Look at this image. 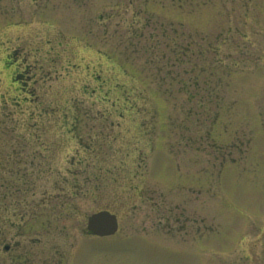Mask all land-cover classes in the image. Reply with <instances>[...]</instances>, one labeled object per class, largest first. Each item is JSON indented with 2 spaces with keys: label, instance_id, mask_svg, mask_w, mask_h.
<instances>
[{
  "label": "rangeland",
  "instance_id": "obj_1",
  "mask_svg": "<svg viewBox=\"0 0 264 264\" xmlns=\"http://www.w3.org/2000/svg\"><path fill=\"white\" fill-rule=\"evenodd\" d=\"M0 78V220L49 264H264V0H0Z\"/></svg>",
  "mask_w": 264,
  "mask_h": 264
},
{
  "label": "flooded vegetation",
  "instance_id": "obj_2",
  "mask_svg": "<svg viewBox=\"0 0 264 264\" xmlns=\"http://www.w3.org/2000/svg\"><path fill=\"white\" fill-rule=\"evenodd\" d=\"M9 61L5 58L2 59L3 68H9ZM6 70V69H5ZM2 70L1 72L5 76L8 72ZM14 76V75H13ZM4 78V77H2ZM9 78L12 80L10 82L11 86L15 87L14 79L9 75ZM1 80V78H0ZM7 95H10L8 92L1 93L0 97L3 100H6ZM11 96V95H10ZM6 225L3 224L2 220H0V264H37L39 260H41L44 264H49L50 261V253H49V238L41 237L43 241H40L39 237L30 236V241L27 244H21V240L18 238V228L16 223L10 222L8 226V231ZM7 232L10 237H7ZM34 240V241H33ZM41 242L40 248L41 251L34 249L32 246H35L37 243ZM31 244L32 246H30ZM37 247V246H36ZM42 255V258L39 257ZM46 256V257H45Z\"/></svg>",
  "mask_w": 264,
  "mask_h": 264
},
{
  "label": "water",
  "instance_id": "obj_3",
  "mask_svg": "<svg viewBox=\"0 0 264 264\" xmlns=\"http://www.w3.org/2000/svg\"><path fill=\"white\" fill-rule=\"evenodd\" d=\"M86 229L98 236L111 235L117 229L116 215L108 210L96 211L87 219Z\"/></svg>",
  "mask_w": 264,
  "mask_h": 264
}]
</instances>
